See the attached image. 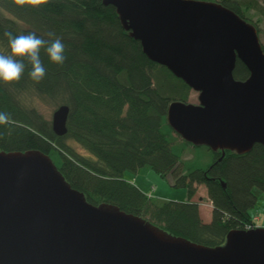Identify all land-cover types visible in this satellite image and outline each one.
Returning a JSON list of instances; mask_svg holds the SVG:
<instances>
[{
    "label": "trees",
    "instance_id": "trees-1",
    "mask_svg": "<svg viewBox=\"0 0 264 264\" xmlns=\"http://www.w3.org/2000/svg\"><path fill=\"white\" fill-rule=\"evenodd\" d=\"M220 2L251 22L244 9L251 3L243 8L238 0ZM261 16L264 19V10ZM251 23L264 38V28ZM5 32H34L44 39L52 32V39L62 40L66 59L58 65L41 49L46 75L36 83L29 76L27 57H15L25 69L19 81L0 80V112L13 121L0 125L1 150L39 149L88 202L113 204L197 244L221 246L231 229L252 223L249 210L264 193V147L256 144L246 154L227 150L220 161L222 153L216 151L206 168L184 167L181 148H174L178 135L166 115L169 104L187 101L192 89L144 54L140 41L121 25L115 7L102 0H48L38 5L0 0V54L11 55ZM234 74L245 80L250 73L237 60ZM29 89L70 106L67 134L55 135L43 114L22 104L21 93ZM143 167L163 178L171 174L173 186L187 190V201L154 199L125 179V172ZM199 184L206 185L213 204L209 223L202 220L199 203L192 201Z\"/></svg>",
    "mask_w": 264,
    "mask_h": 264
},
{
    "label": "water",
    "instance_id": "water-1",
    "mask_svg": "<svg viewBox=\"0 0 264 264\" xmlns=\"http://www.w3.org/2000/svg\"><path fill=\"white\" fill-rule=\"evenodd\" d=\"M198 103L173 100L168 125L222 154L264 147V51L254 23L214 0H102ZM237 60L249 76L237 79ZM70 106L53 111L68 131ZM0 264H264V226L231 229L221 246L175 236L106 202L93 204L39 149H0Z\"/></svg>",
    "mask_w": 264,
    "mask_h": 264
},
{
    "label": "rangeland",
    "instance_id": "rangeland-1",
    "mask_svg": "<svg viewBox=\"0 0 264 264\" xmlns=\"http://www.w3.org/2000/svg\"><path fill=\"white\" fill-rule=\"evenodd\" d=\"M219 1L220 0H214ZM241 7L244 8V4L251 3L250 7L244 8L246 15L250 18L251 22H256L258 24V27L260 29L264 28V19L261 16V10H264V0H238ZM262 19V20H260ZM260 41L264 44V38L263 35L260 34ZM1 47V46H0ZM1 49V48H0ZM22 104L28 106V107H35L43 116L47 118V120L50 122V125L52 124V116L53 111L60 105H63L64 103L60 104L58 103L59 99L54 97H49L46 95H41L37 93L34 89H29L26 91H23L20 96ZM191 103H198V92L191 90L189 94V98L187 100ZM52 126V125H51ZM178 135V134H177ZM178 141L175 142L174 148L177 149L178 147L181 148L180 152V161L181 164L185 167L188 166L189 168L196 169V168H206L208 164H210L212 160V150L208 149L204 146H192L191 143L185 142L181 145L182 139L178 135V138H176ZM68 142L71 145H74V140L69 139ZM183 142V141H182ZM184 147V148H183ZM55 162H59L58 158H55ZM183 166H180L181 169H184ZM141 176L139 173L135 174L134 172H126L125 178H129L132 181H136V185L142 188L144 187L143 193L146 195L152 194L154 196V199H168L173 201H182L185 202L188 199V193L187 190L181 187H174L171 180L173 179V176L170 174L169 177H162L159 173H157L154 169L150 167H143L141 169ZM134 179V180H133ZM167 194V195H166ZM165 195L163 198L162 196ZM198 196V198H197ZM196 202L199 203L200 207V214L201 218L205 223H209L212 219V209L211 203L209 201V193L207 192V187L204 184H199L197 189V194L195 195ZM200 197V198H199ZM194 198V197H193ZM257 203L255 206L251 207L250 214H252L253 217L257 216L258 219L253 221L252 217V223L246 224L245 227L251 230L252 228L257 227H263L264 226V193H261V195L257 198ZM207 208V214L203 213V210ZM209 216V217H207ZM211 216V217H210ZM208 218V220L206 219ZM179 236V235H178Z\"/></svg>",
    "mask_w": 264,
    "mask_h": 264
},
{
    "label": "clouds",
    "instance_id": "clouds-1",
    "mask_svg": "<svg viewBox=\"0 0 264 264\" xmlns=\"http://www.w3.org/2000/svg\"><path fill=\"white\" fill-rule=\"evenodd\" d=\"M18 4H24L25 0H16ZM48 0H30L34 5L47 3ZM8 37L11 55L0 54V80L4 82L19 81L25 69V64L22 60H17L15 57H27L32 66L29 72L30 78L36 82H41L45 75L46 69L40 58V51L44 49L49 59L62 65L66 59L64 52L65 46L60 38H54V33H47L50 39H44L37 36L34 32L27 34L13 35L11 32H5ZM12 118L9 114L0 112V125L12 124Z\"/></svg>",
    "mask_w": 264,
    "mask_h": 264
},
{
    "label": "crops",
    "instance_id": "crops-1",
    "mask_svg": "<svg viewBox=\"0 0 264 264\" xmlns=\"http://www.w3.org/2000/svg\"><path fill=\"white\" fill-rule=\"evenodd\" d=\"M141 171H142V170L140 169L138 172H134V173H135V174H137V173L140 174ZM127 172H129V171H127ZM125 173H126V172H125ZM125 173H124V176H126ZM140 176H141V174H140ZM125 179H126V178H125ZM126 180L129 181V182L131 181L129 178H127ZM133 180H134V179H133ZM131 183H132V184L134 183V184L136 185L137 182H136V181H132ZM137 186H138V185H137ZM138 187H139V186H138ZM141 187H142L141 189L144 190V187H143V186H141ZM139 188H140V187H139ZM166 195H167V194H166ZM164 196H165V195H163L162 197L165 198L166 196H165V197H164ZM197 198H198V196H197ZM199 198H200V197H199ZM164 200H165V199H164ZM196 200H197V199H196V197L194 196V198H192V201H195V202H196ZM209 201H210V199H209ZM210 202H211V201H210ZM211 207H213V204H212V203H211ZM207 211H208L207 208H205V209L203 210V213L207 214V213H206ZM211 212H212V211H211ZM207 217H209V216H207ZM210 217H211V216H210ZM206 219L208 220V218H206ZM257 219H258L257 216L253 217V221H255V220H257Z\"/></svg>",
    "mask_w": 264,
    "mask_h": 264
},
{
    "label": "bare ground",
    "instance_id": "bare-ground-1",
    "mask_svg": "<svg viewBox=\"0 0 264 264\" xmlns=\"http://www.w3.org/2000/svg\"><path fill=\"white\" fill-rule=\"evenodd\" d=\"M59 136V135H58ZM149 196H153L151 193L150 194H148ZM234 229H237V228H234Z\"/></svg>",
    "mask_w": 264,
    "mask_h": 264
},
{
    "label": "built area",
    "instance_id": "built-area-1",
    "mask_svg": "<svg viewBox=\"0 0 264 264\" xmlns=\"http://www.w3.org/2000/svg\"><path fill=\"white\" fill-rule=\"evenodd\" d=\"M246 229H248V228H246Z\"/></svg>",
    "mask_w": 264,
    "mask_h": 264
}]
</instances>
